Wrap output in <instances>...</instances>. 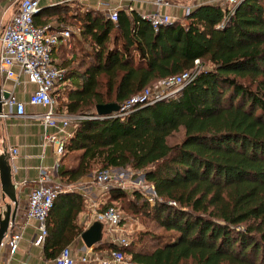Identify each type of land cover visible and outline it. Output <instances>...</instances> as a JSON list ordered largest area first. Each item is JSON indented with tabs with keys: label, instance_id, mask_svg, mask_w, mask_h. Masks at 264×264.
I'll return each mask as SVG.
<instances>
[{
	"label": "trees",
	"instance_id": "trees-1",
	"mask_svg": "<svg viewBox=\"0 0 264 264\" xmlns=\"http://www.w3.org/2000/svg\"><path fill=\"white\" fill-rule=\"evenodd\" d=\"M227 12L220 2L202 3L155 31L134 12L118 11L114 22L92 9L67 17L66 2L33 17L38 26L54 17L53 32L58 24L71 28L66 18L78 24L57 49L90 47L76 66L57 64L64 74L52 93L56 109L80 117L62 147L63 156L77 153L75 163L58 167L59 179L75 183L95 169L127 168L141 171L153 189L152 204L139 190L112 188L98 207L119 200L118 211L146 216L166 233L153 236L156 244L146 251L133 242L118 247L126 264H264V0H240ZM195 59L197 72L176 94L92 118L96 104H121L193 69ZM178 128L182 139L168 144ZM80 210L79 193L55 195L45 220V258L53 260L80 236Z\"/></svg>",
	"mask_w": 264,
	"mask_h": 264
},
{
	"label": "built area",
	"instance_id": "built-area-1",
	"mask_svg": "<svg viewBox=\"0 0 264 264\" xmlns=\"http://www.w3.org/2000/svg\"><path fill=\"white\" fill-rule=\"evenodd\" d=\"M239 1L208 0V2H220L226 5L228 14H231L233 7ZM149 2L153 5L154 11L139 16L146 19L154 31L159 26L169 24L173 21L168 15L158 11L159 7L170 6L172 4L171 0H149ZM39 9V0H16L15 9L10 19L0 30V75L4 78L12 79L14 83H16V78L19 74L24 75L26 82L34 85V89L28 94L27 103L44 108V111L40 115L34 116L40 118L43 127H55L57 122H60L61 128H64L68 124L73 125V122L80 117L68 114L62 115L56 109L52 93L62 78L64 70L57 67V64L51 58V54L56 49L59 41L68 37L70 31L66 25L62 24H58L59 28L55 32L51 30L55 28L54 25H35L33 17ZM189 9V7L184 8V16L189 13ZM116 14L117 11L115 8H109L106 17L114 22L117 18ZM74 30H78V28ZM198 64L199 61L195 59L193 61V69L159 80L152 86L153 89L150 87L143 89L128 100L118 104L117 111L111 113V115L98 116L95 114L92 118L100 120L103 117L124 115L134 105L141 106L150 104L176 94L193 78L198 70ZM14 69H16V72ZM24 106L25 104L23 102L16 101L12 95L8 94L2 100L0 118L11 116L23 117L25 116ZM53 140L54 137L43 134L44 143ZM62 147L63 142L60 141L56 144L55 154L57 156L62 153ZM10 153L15 154L16 149H11ZM114 178L113 172L110 169H104L95 173L92 176V181L98 187L105 188L107 184L113 182ZM125 182L127 181L123 178L118 183L124 184ZM131 182L129 181V184ZM71 191L75 192V190L69 189V187L61 188L60 184L54 183L48 178L44 170H40L37 176L36 186L26 196L22 211L19 215L17 229L8 232L6 230L0 241V248H4L7 255L12 254L17 247L23 225L30 219L35 221L37 227V233L32 240V244L35 246L42 245L46 234L45 220L55 195L60 192ZM152 194L153 197L144 195L145 199L153 202V191ZM122 218L121 213L111 206L94 211L92 219L102 223L106 227L109 242L116 245L117 248L109 249L107 252L96 250L91 253L89 250L88 253H82L77 258L80 263H128V258L118 248L129 245V240L125 234L127 232V222L121 223ZM12 226L13 223H9L7 228L12 229ZM74 263L75 257L71 254L68 247L62 248L53 259V264Z\"/></svg>",
	"mask_w": 264,
	"mask_h": 264
},
{
	"label": "crops",
	"instance_id": "crops-1",
	"mask_svg": "<svg viewBox=\"0 0 264 264\" xmlns=\"http://www.w3.org/2000/svg\"><path fill=\"white\" fill-rule=\"evenodd\" d=\"M65 1L71 0H39V7L41 8L64 3ZM72 1H77L83 8L99 11L105 16L109 8H115L117 12H134L137 15L154 11V7L149 0ZM207 2L208 0H171L172 4L170 6L159 7L158 11L168 15L172 20H182L185 7L191 8ZM15 5L16 0H0V30L10 19V16L15 9ZM52 30L54 31L55 28H52ZM68 30L77 33V30H74V28L72 30L69 28ZM61 41H63V39H61L59 43ZM56 49L52 52L51 58L56 64H58L55 56ZM14 71L16 72V69H14ZM0 88L12 95L16 101L25 104V116L0 118V154H5L7 163L10 167L11 182L16 186L15 195L17 199L16 215L12 222V229L7 228L8 232L17 229L19 215L22 211L26 196L28 192L36 186L37 176L40 170H44L52 182L61 184V180L57 176L56 170L61 166L66 167L64 165L65 156H63V152L57 156L55 154V148L58 142L61 141L64 143L65 140L70 137L72 133V125L68 124L64 128H61V123L57 122L55 127H43L40 118L35 117L34 115H40L44 111V108L29 105L27 103L28 94L34 89V85L26 82L24 75L19 74L16 78V83H14L12 79L4 78L0 75ZM60 112L62 115H65L62 110ZM43 134L54 137V140L44 143ZM11 149H16V153L11 154ZM69 154H73L74 161L67 167H70L75 163V157L77 155L76 152ZM90 177L91 175H87L75 183H90ZM75 192L79 193L81 197V210L76 215L75 225L84 230L94 221L92 219L93 213L98 209L97 205L100 203L101 199L97 194L90 190V187L87 189L83 187L81 190L77 187ZM104 194L106 193H103L102 195L100 194L101 198ZM6 202L7 199L2 196L0 190V214L3 209V204ZM100 225V239L97 244L110 243L106 227L102 223H100ZM36 233L37 227L35 221L32 219L28 220L21 229L20 239L14 252L7 255L5 249L0 248V264H53V260L44 257L42 245L35 246L32 244V240ZM97 244H94L91 248H85L80 240V236L78 238H73L72 242L67 247L75 257L74 264H84L80 263L77 258L82 253H88L89 250L91 253L95 252L96 249H93V247Z\"/></svg>",
	"mask_w": 264,
	"mask_h": 264
},
{
	"label": "rangeland",
	"instance_id": "rangeland-1",
	"mask_svg": "<svg viewBox=\"0 0 264 264\" xmlns=\"http://www.w3.org/2000/svg\"><path fill=\"white\" fill-rule=\"evenodd\" d=\"M67 5V17H72L73 15H76L82 11H84L86 8H83L77 1H65ZM47 23H51V25H54V23H57L55 21L54 17H51L47 20ZM53 23V24H52ZM66 24H68L72 29H76L77 23L73 21L72 19L66 18L65 21ZM70 28V29H71ZM71 53H74V55L71 56ZM84 53L87 55L90 53V47L87 46V44H81L78 47H73L71 44L65 45L62 44L61 47H59L56 51V58H57V63H60V59H64L66 61H69L73 66H76L78 63H81L80 59L81 56L84 55ZM84 59V58H83ZM155 84V83H154ZM153 84V85H154ZM153 85L149 86L151 89H153ZM114 113V112H113ZM183 136V130L181 128H178L176 131H174L170 136L166 138V142L168 144H174L179 142L182 139ZM73 154H69L65 156L64 158V165L69 166L70 164L73 163ZM110 171L113 172L114 179L113 182L110 184H107L105 188H100L98 187L93 181H92V176L98 172L97 169L93 170L89 175L90 177V183H83V184H73V183H67L64 181H61L60 187H69V189L76 190L75 188H88L90 187V190L97 194L99 196L100 203L97 205V208L100 206V204L105 203V195L101 198L100 194L102 195L103 193H106L109 189L112 188H118L124 190L127 195H130L133 190H139L143 197L144 195L153 197L152 191L150 190V185L146 184L143 181L142 177V172L138 171H132L130 169H123V168H113L110 169ZM122 174L120 176V174ZM121 177V178H118ZM125 178L124 184L118 183L120 180ZM129 181H132L131 184H129ZM135 185V186H134ZM83 186V187H82ZM145 199V197H144ZM152 204V201L149 202ZM109 205L114 206L115 209L120 206V201L116 202H111ZM122 215V220L121 223L127 222L128 227L127 232H125L127 239L129 240V243L133 242V249L135 250H141V251H146L148 249H151L156 242L153 240V236L157 237H163L166 233L162 229L158 228L154 222H152L149 218L146 216H139V215H134L130 216L129 213L127 212H122L119 211ZM145 234L143 236L139 237V240L137 239L138 234ZM135 241V242H134ZM125 257L128 258V255L124 253Z\"/></svg>",
	"mask_w": 264,
	"mask_h": 264
},
{
	"label": "water",
	"instance_id": "water-1",
	"mask_svg": "<svg viewBox=\"0 0 264 264\" xmlns=\"http://www.w3.org/2000/svg\"><path fill=\"white\" fill-rule=\"evenodd\" d=\"M8 96L6 91L0 88V111L2 100ZM117 103H104L96 104L94 112L98 116L108 115L117 111ZM15 184L11 182L10 167L7 163L4 153L0 154V190L2 196L7 199V202L3 204V209L0 214V241L3 238L8 224L14 221L15 211L17 207V199L15 195ZM151 191H153L151 187ZM101 225L98 221H93L86 229L80 234V240L85 248H91L100 239Z\"/></svg>",
	"mask_w": 264,
	"mask_h": 264
}]
</instances>
